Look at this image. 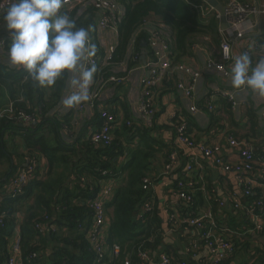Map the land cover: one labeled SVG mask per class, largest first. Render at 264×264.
<instances>
[{"label": "trees", "instance_id": "obj_1", "mask_svg": "<svg viewBox=\"0 0 264 264\" xmlns=\"http://www.w3.org/2000/svg\"><path fill=\"white\" fill-rule=\"evenodd\" d=\"M115 1L125 7L126 14L118 23L119 45L110 61L112 63L122 61L135 34L151 18L169 29L173 39L171 54L174 64L189 55L195 36H220L216 20L212 19L206 24L184 0ZM80 10V7H75L63 12L72 16L78 27L93 30L95 10L88 9L82 13ZM146 37L145 34L138 37V50L140 41ZM219 40L222 41L221 36L216 43ZM66 86V80H61L53 88H41L23 69H8L0 65V91L4 89L8 92L14 115L25 113L34 117V122L29 126L8 117L0 118V217L4 215L3 225H0V264H8L10 243L17 228L22 264H94L96 256L87 235L93 218L91 203L97 198L102 183L111 179L120 182L112 200L105 206L109 217L106 242L109 246L117 244L121 256L109 263L124 264L127 257L129 264H145L139 256L143 253L155 260L165 255L171 264H196L190 254L185 258L173 244L167 242V231L171 229L175 233L180 227L176 230L171 222L168 230L164 228L156 214V206L152 208L153 189H143L144 179H151L153 183L157 181L155 166L159 160L165 162L163 170L171 165V156L175 151L173 145L154 138L151 129L144 128L142 122L134 121L129 116L120 127L116 121L110 145L93 144L87 131L70 141V138L73 139L70 133L73 129L69 123L73 114H52ZM224 99L231 108V101ZM3 108L5 106L0 105V109ZM122 108L126 110L123 104ZM109 114L116 118L114 112ZM248 115L251 131H254L258 125L256 115L253 111H249ZM96 119L94 127L97 131L103 120ZM65 132L67 139L62 135ZM186 135L189 136L188 130ZM130 146H134L129 152L131 158L121 164L120 160ZM22 150L29 158V166L25 169L20 164L25 156ZM253 156L254 161L257 160L255 153ZM33 165L36 166L30 172L31 179L20 194L14 193L10 189L13 179L23 170L29 171ZM179 182L175 185V191L180 190ZM197 183L196 191L201 192L202 182ZM195 192L192 204L179 201L182 215H197L202 194L195 195ZM262 195V190L256 188L253 195L246 198L248 208H253L254 214L261 215L263 226L260 230L247 211H236L233 207L219 209L217 203L212 206L216 234L230 242L234 249L218 264H235L239 249L245 251L252 241L264 237V214L256 207ZM30 198L33 204L19 223L15 216L16 207ZM146 204L150 206L148 211L144 207ZM207 226L210 224L207 223ZM80 227L85 230H80ZM224 229L231 233L224 232ZM253 236L257 239H253ZM35 254L36 258L29 259ZM255 254L257 264H264V243L255 249Z\"/></svg>", "mask_w": 264, "mask_h": 264}, {"label": "crops", "instance_id": "obj_2", "mask_svg": "<svg viewBox=\"0 0 264 264\" xmlns=\"http://www.w3.org/2000/svg\"><path fill=\"white\" fill-rule=\"evenodd\" d=\"M193 1L199 3V0ZM238 1L255 6H264V0ZM218 2L224 8L227 0H218ZM207 4L211 6L208 2ZM120 6L124 10L125 16V7ZM65 10L69 9L66 8ZM94 15L95 27L93 30H90V35L93 42L97 45L98 51L96 57L98 59V65H96L97 73L94 76V82L90 87V95L93 97L90 103L93 104V108L89 107L82 113L69 112V109H66L60 101L57 109H55L61 115L73 114L72 121H69V125L73 129L72 131L69 130L73 136V139L70 138V141H74L76 139L75 137L83 131H87L89 135L95 132L94 121L97 120L96 117L101 121V111L102 113L114 112L118 127L123 125L128 116L136 119V108L141 95L144 93L142 81L147 75L144 66L152 59L147 45L144 52V59L142 60L141 55L144 49L141 43L146 42V38L140 41L139 50L136 48L137 39L140 34L146 35L148 26L162 24L154 18L149 19L129 43L127 54L123 57L122 61L112 63L109 60V56L112 54L113 57L119 45L118 26L111 27L105 31L100 30L98 21L101 13L94 11ZM2 16H0V42L7 36V30L5 29ZM212 19L215 18H209L206 24ZM215 20L217 30L220 32L222 29L221 21ZM255 22L257 23L255 36L258 40L264 42V15L257 18ZM164 27L169 32V29L165 25ZM220 36H195L192 40L193 44L189 50V55L175 64L182 65L200 74V80L195 86L193 97L188 99L177 89L180 82L187 83L189 81L188 76L183 74L169 75L166 80L153 89L152 102L157 112L155 117L150 122L142 123L144 128L152 130V136L154 138L162 139L173 145L174 153L177 156V165L167 175H164L165 169L163 170L165 162L159 160L156 163L155 168H157L156 173H158V178L152 187L154 196L152 208L156 206V214L167 230L171 227L172 217L176 216L178 218L182 216L179 200L174 194L175 185L178 181L186 179V181L202 182L201 184L204 190L195 192V195L202 194L201 201H199L196 209L197 215L205 212H213L212 206L214 203L218 204L219 209L220 207L230 209L237 199L242 198L239 174L227 172L217 166L214 158L206 157L198 148L188 147L178 143L174 130L177 121L188 124L187 130L189 137L196 144L205 145L207 148H218L219 151L216 153V158H221L228 164L233 165L241 162L240 154L242 150V147H231L228 143V137L233 136L237 141L246 145L253 154L255 153L257 160L254 161L253 171L244 173L243 176L258 180L260 184L257 187L262 190V193L264 192V131L260 120V112L264 107V96L254 94L251 90L247 89L235 90L231 86V76L224 77L220 72L207 68L209 61L219 63L221 60L219 44L221 41L219 40V43H216V39L218 40ZM6 46L3 47L0 45V65H4L8 69H16L9 62ZM243 47V43H237L233 54L235 56L241 55ZM135 54H137V60H135L137 57L135 59L133 58ZM259 60L260 58L255 57L253 61L256 64ZM232 64L233 62L228 65L230 69L233 66ZM116 80L123 81L119 84ZM222 93H228L232 96L238 106L233 108V104H231L232 106L230 108L224 99L228 97L223 96ZM9 103L10 98L8 92L4 89L1 90L0 105L6 106ZM122 104L126 106V110L122 108ZM192 106L197 107V112H191L190 108ZM210 106H212V109ZM125 111H127V115ZM249 111H253L256 115L258 125L254 131H251L249 125ZM62 135L67 139L68 134L66 132ZM132 147L134 146H130L127 149L128 151L126 150L124 158L120 160L121 164H124L131 158L129 152ZM21 153L25 156L20 164L21 168L25 169L29 166V158L23 150ZM188 165H193V170L190 174L188 173ZM110 181L112 182L113 179L102 183L101 188L109 184ZM119 182L120 180L114 179V193L119 186ZM197 182L196 184H198ZM220 202L223 203V206H220ZM32 204L33 200L30 198L17 205V213L15 216L19 223ZM108 222L109 217L107 215ZM250 235H253V233H250ZM18 237L19 229L17 228L13 240L10 243V249ZM199 237V231L184 226H180L179 231L175 233L169 229L166 234L167 242L173 244L174 248L183 254L185 258L188 254L186 253L187 249L192 242L199 241ZM252 238L257 239L255 236ZM263 243L264 237L257 241H252L250 248L245 249V251L243 250L241 252L239 249L235 264H257L258 257L255 254V249ZM198 244V252L191 259L196 264H205L209 249L206 245H202L201 242ZM125 261L129 262L127 257Z\"/></svg>", "mask_w": 264, "mask_h": 264}, {"label": "built area", "instance_id": "obj_3", "mask_svg": "<svg viewBox=\"0 0 264 264\" xmlns=\"http://www.w3.org/2000/svg\"><path fill=\"white\" fill-rule=\"evenodd\" d=\"M191 8H193L200 18L207 22L209 18L214 17L217 20H221V15L213 7L209 6L206 0H199V3H195L193 0H184ZM11 0H0V16L3 15L4 10L9 6ZM75 7H80V11L85 12L88 9H93L101 13L98 21V27L100 30H108L111 27L118 26V23L124 17V10L115 0H64V8L73 9ZM225 9V18L228 28L226 30H220V35L222 38L220 50H221V60L219 63L209 61L207 64L208 69H213L220 72L224 77L231 76V69L228 67L229 63L234 62L233 54L237 43H243L244 47L242 53H247L252 60V67L255 66L254 58L258 57L264 59V42L258 40L255 36L257 29V23L255 20L264 15V6H255L253 4L240 2L238 0H227ZM146 42L151 53V61H149L144 69L147 72L146 77L142 81V87L144 93L139 99V103L136 110V119L134 121H139L142 123L150 122L156 115V109L153 106V89L160 85L169 75L183 74L189 77V81L180 82L177 86L178 91H180L186 98L191 99L193 97V92L196 84L200 80V74L194 72L182 65L173 64L172 54H171V44L172 35L168 32L164 25H152L148 26L146 29ZM9 43V36L7 33L6 38L1 42V46H6ZM137 56H133L135 59ZM138 57L135 59L137 60ZM94 63L98 64V59L95 56L93 58ZM109 60H112V54L109 56ZM233 65V64H232ZM119 84L122 83L120 80H116ZM223 96L228 97L233 108L237 107L238 104L234 102L233 97L228 93H222ZM93 97L90 95V100L83 103L73 109H69V112L82 113L87 108H93V104L90 103ZM212 109V106H210ZM191 112H197V107L192 106L190 108ZM52 114L61 115L54 111ZM103 124L101 128L90 134V139L93 144L96 145H110L112 138V131L116 123V118L109 114V112H100ZM8 117L15 122L22 123L29 126L34 122V117L20 113L19 115H14L13 104L10 103L5 106V108L0 109V118ZM260 120L262 123V128L264 131V107L260 112ZM175 136L178 143L188 146L198 148L206 157L214 158L215 164L223 168L227 172H235L239 174V182L242 187V199H237L233 205V209L236 211H247L248 214L253 218L256 224V228L260 230L263 226V221L261 215L254 214L253 208L250 210L249 204L246 202V198L253 195V191L259 188V181L252 178L244 177V173H250L254 169V156L250 149L246 145L237 141L235 138L229 136L228 143L231 147H242L240 158L241 162L236 164H228L221 158H216V153L219 151L218 148H207L205 145L196 144L190 139L187 133V126L185 123L176 122ZM171 165L167 166L164 170V175H167L176 165L177 156L173 152L171 156ZM36 165L29 168V171L23 170L20 172L12 181V187L10 188L14 193L20 194L22 188L31 179V173ZM193 170V165H188V173ZM112 180V179H111ZM195 185L192 180L186 181L181 180L178 184L180 190L174 191L179 201L183 204H192L193 194L196 191ZM154 186L151 179H144L143 189L150 190ZM114 179L113 181L103 188L91 203V208L93 212L92 223L87 229L88 240L91 243L92 251L94 252L96 259L94 264H109V261L118 260L121 256V249L117 244L109 246L106 242V232H107V211L106 204L112 200L114 195ZM204 188L201 187L200 191ZM223 206V203H219ZM145 209L148 211L150 208L149 204H146ZM187 207V206H185ZM256 207L259 209L261 214H264V192L256 203ZM4 215L0 217V225H3ZM171 222L174 228H179L180 226L193 228L200 232L199 241L192 242L190 247L187 249V253L194 257L198 252V243L201 242L206 245L209 249V254L206 258L205 264H218L219 262L225 260L229 255L233 253V245L225 241L222 236L217 235L215 228H217L215 219L211 212H205L202 214L195 215V213H187L181 217H172ZM207 223L210 226H207ZM172 226V227H173ZM41 228L40 225H37ZM80 230H85L80 227ZM224 232L231 233L230 230L224 229ZM10 258L8 264H22L21 259V248L19 237L14 242V245L10 249ZM141 260L145 264H171L170 259L165 256H159L158 260L151 259L146 254L139 255ZM37 254L30 256L31 258H36ZM124 264H129L125 262Z\"/></svg>", "mask_w": 264, "mask_h": 264}, {"label": "clouds", "instance_id": "obj_4", "mask_svg": "<svg viewBox=\"0 0 264 264\" xmlns=\"http://www.w3.org/2000/svg\"><path fill=\"white\" fill-rule=\"evenodd\" d=\"M63 8L64 0H11L2 19L9 36L10 64L23 69L41 88L66 80L61 103L73 109L90 100L98 49L90 31L78 27ZM233 61L232 88L264 96V59L252 67L249 55L242 53Z\"/></svg>", "mask_w": 264, "mask_h": 264}, {"label": "water", "instance_id": "obj_5", "mask_svg": "<svg viewBox=\"0 0 264 264\" xmlns=\"http://www.w3.org/2000/svg\"><path fill=\"white\" fill-rule=\"evenodd\" d=\"M218 13L221 15V25H222V30H226L228 28V25L226 23V18H225V9L222 8L219 5L218 0H206ZM143 50V54L141 55L142 60L144 59V52L147 48V43L144 41L141 43Z\"/></svg>", "mask_w": 264, "mask_h": 264}]
</instances>
